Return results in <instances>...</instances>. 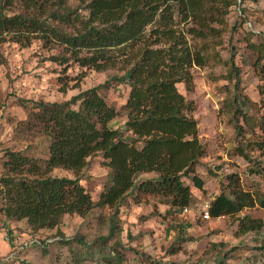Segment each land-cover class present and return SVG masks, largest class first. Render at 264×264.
Here are the masks:
<instances>
[{
	"label": "trees",
	"instance_id": "trees-1",
	"mask_svg": "<svg viewBox=\"0 0 264 264\" xmlns=\"http://www.w3.org/2000/svg\"><path fill=\"white\" fill-rule=\"evenodd\" d=\"M69 1L0 0V45L10 41L28 47L32 40H39L52 49H63L61 54L50 57L52 61L63 64L72 60L96 72L117 70L120 62L114 54L120 48H134L137 44L138 48L131 58L123 59L127 69L118 71L124 70L125 75L114 76L68 102L40 101L28 108L24 130L42 129L48 141V159L42 161L21 152L4 151L5 171L0 175L1 229L7 223L25 220L33 235L56 230V238L64 243L59 226L66 215L85 218L95 209L113 210L108 238L101 241L104 245L114 235L121 202L134 189L167 197L172 213L189 208L192 196L183 178L193 172L204 150L198 140L197 124L189 115L192 105L177 92L176 85L191 84L190 69L202 67L205 58L187 47L177 27L194 24V28L186 29V35L199 39L204 45L201 50L206 51V38L216 36L213 24L223 25L225 15L237 0H78L76 9L68 6ZM17 2L20 9L10 15L8 11ZM252 48L263 53L262 46ZM111 82L125 83L130 90L124 105L126 136L108 127L117 112L99 91L110 88ZM22 105L25 108L26 104ZM242 116L250 126L251 119ZM263 147L264 144L259 149ZM98 153L106 160L109 173L94 204L80 185L78 175L86 168L87 159ZM57 169L72 172L75 178L52 176ZM151 173L157 178L142 181L136 188V179ZM192 181L196 189L203 188L197 177ZM237 187L230 195L221 194L212 201L210 218L232 217L256 203L264 209L263 200L255 201ZM240 222L241 235L262 227L260 220L247 217ZM11 234L8 230L7 235ZM115 245L120 246L117 242ZM41 246L46 249L44 241ZM18 254L15 252L10 261L0 264H31L20 261ZM106 263L123 261L115 253Z\"/></svg>",
	"mask_w": 264,
	"mask_h": 264
},
{
	"label": "rangeland",
	"instance_id": "rangeland-1",
	"mask_svg": "<svg viewBox=\"0 0 264 264\" xmlns=\"http://www.w3.org/2000/svg\"><path fill=\"white\" fill-rule=\"evenodd\" d=\"M78 5V0L68 2L71 9ZM18 9L17 2L8 12L17 14ZM212 27L216 36L206 38V51L201 50L203 44L199 39L186 35V29L194 28V24L177 27L187 47L205 58L202 67L190 69L191 84L176 85L177 92L192 105L189 115L197 124L198 140L204 150L199 164L183 178L192 196L188 212L172 213L167 197L134 189L121 202L114 235L104 245L101 241L108 238L113 210L95 209L85 218L66 215L59 226L66 240L62 244L56 238V230L33 235L23 220L20 222L26 226L16 229L17 235L6 234L12 247L3 261L18 252L20 261L31 264H107V259L118 253L123 264H264V209L258 203L232 217L203 218L217 196L230 195L237 186L236 190L264 201V147L259 149L264 144V48L263 53L252 48L264 47V0H237L225 15V23L216 22ZM137 48L138 44L115 52L114 57L120 62L117 70L96 72L72 60L63 64L52 61L50 57L61 54L63 49H52L39 40H32L28 47L10 41L1 44L0 175L5 171V150L42 161L48 159V141L42 129L24 130L32 103L68 102L114 76L125 75L127 66L123 59L131 58ZM129 91L125 83L117 82L99 91L117 112L109 129L119 130L125 136L124 105ZM21 102L26 104L25 108ZM242 115L251 119L250 126ZM106 163L101 153L95 154L87 159L86 168L78 175L80 185L94 204L107 180ZM52 176L75 178L72 172L61 169L53 171ZM193 177L203 183L201 190L194 187ZM156 178L154 173L142 174L135 186ZM2 207L0 199L1 222ZM244 217L260 220L261 229L241 235L240 220ZM6 226L10 227V223ZM43 241L46 249L41 246ZM88 255L92 258L88 259Z\"/></svg>",
	"mask_w": 264,
	"mask_h": 264
},
{
	"label": "crops",
	"instance_id": "crops-1",
	"mask_svg": "<svg viewBox=\"0 0 264 264\" xmlns=\"http://www.w3.org/2000/svg\"><path fill=\"white\" fill-rule=\"evenodd\" d=\"M1 222V221H0ZM0 223V261L6 260L9 257L11 246L6 241V234L8 230L12 232L11 235H17L16 229L20 228L21 225L26 226L25 223L17 222V223H10V227L6 226L5 229H1Z\"/></svg>",
	"mask_w": 264,
	"mask_h": 264
},
{
	"label": "built area",
	"instance_id": "built-area-1",
	"mask_svg": "<svg viewBox=\"0 0 264 264\" xmlns=\"http://www.w3.org/2000/svg\"><path fill=\"white\" fill-rule=\"evenodd\" d=\"M188 212V210L187 209H185L184 210V213H187ZM204 219H209V214H208V212L207 211H205L204 212V217H203ZM7 240V239H6Z\"/></svg>",
	"mask_w": 264,
	"mask_h": 264
},
{
	"label": "clouds",
	"instance_id": "clouds-1",
	"mask_svg": "<svg viewBox=\"0 0 264 264\" xmlns=\"http://www.w3.org/2000/svg\"><path fill=\"white\" fill-rule=\"evenodd\" d=\"M187 209V208H186ZM185 210V209H184ZM184 210H183V213H184Z\"/></svg>",
	"mask_w": 264,
	"mask_h": 264
}]
</instances>
